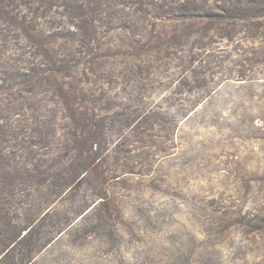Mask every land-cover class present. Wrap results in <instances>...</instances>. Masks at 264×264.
Listing matches in <instances>:
<instances>
[{"label":"rangeland","instance_id":"obj_1","mask_svg":"<svg viewBox=\"0 0 264 264\" xmlns=\"http://www.w3.org/2000/svg\"><path fill=\"white\" fill-rule=\"evenodd\" d=\"M201 1L102 0L79 58L69 0H0V264H264V28L203 30ZM34 33L76 66L57 93L19 78Z\"/></svg>","mask_w":264,"mask_h":264},{"label":"trees","instance_id":"obj_2","mask_svg":"<svg viewBox=\"0 0 264 264\" xmlns=\"http://www.w3.org/2000/svg\"><path fill=\"white\" fill-rule=\"evenodd\" d=\"M69 1L71 3L66 2L62 6L65 16L69 20L68 22L71 23L72 27V30L66 29V34L71 38L70 47L73 54L80 58L84 57L87 50L89 51V49H91L90 45L95 43V31L93 33L95 16L100 11L103 3L102 0ZM138 3L141 4L140 1ZM213 4V11L211 9H207V4H201V6L197 8L196 6L193 7L192 3V7L190 6L188 8L191 9V13L205 23L201 27L203 30H211L219 35L226 27L225 25L228 24H231L229 25V29H231V31L238 29L239 27L236 25L237 22L243 24L245 28H253V26H255L256 29L264 28V25L256 22L258 21L257 19H264V0H220ZM0 5L3 4L0 3ZM0 8L3 9L2 6H0ZM1 15H4L5 18H0V28L12 26L13 29L24 31L23 26L19 25L16 17L9 15V13L5 12L4 9ZM246 22H248L247 25L244 24ZM11 23H13V25ZM34 35L37 34H28L29 39L32 41L28 45L30 49H33V51L28 52V56L31 57L33 62L30 66L24 67L22 72L18 73L20 76L19 78L21 79L22 85L26 84L25 91L28 94L38 95L41 93L43 87H48L49 91L57 93L60 90L53 86L56 84V80L61 77L66 79L64 78L66 76L63 75H66L68 71H71L76 66L70 64L71 60L60 58V54L50 48L51 44L38 43L40 38H36ZM228 38L229 37L224 39L227 40ZM100 126V121L97 120L95 128L100 130ZM98 134L99 133H96L94 135L97 136ZM92 135V133L89 134L87 132L82 137L81 145L86 146V153L92 152V148L90 146V142L94 143V140L91 139ZM74 137L75 138L72 143L78 144V142H80L78 141V137ZM88 159L89 158H87V160ZM81 169L82 166L74 167V165H72L70 170L65 171V169H62L54 171L49 186L50 194H48L47 199H50L52 195H54V197L61 195L64 192V189L69 187L71 184L77 183L79 174L83 173ZM90 212H92L96 217L97 222L99 221L98 227L102 226L106 236L112 237L116 236V234H120L117 227L110 223L111 213L108 210L107 200H103L95 204L88 213ZM80 216L82 217V215ZM240 224H242V221ZM244 226L250 227V224L246 223ZM3 241L4 242H1L2 245L5 243L4 239ZM8 241H11V237L8 238ZM6 248V246L0 247V255L5 253L4 257L8 258L9 251H7Z\"/></svg>","mask_w":264,"mask_h":264}]
</instances>
